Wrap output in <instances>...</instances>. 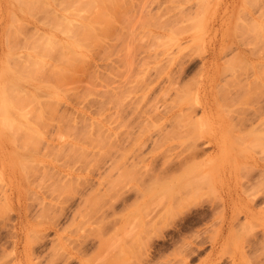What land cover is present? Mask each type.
<instances>
[{
  "label": "rangeland",
  "instance_id": "obj_1",
  "mask_svg": "<svg viewBox=\"0 0 264 264\" xmlns=\"http://www.w3.org/2000/svg\"><path fill=\"white\" fill-rule=\"evenodd\" d=\"M93 1L0 0V264H264V0Z\"/></svg>",
  "mask_w": 264,
  "mask_h": 264
},
{
  "label": "bare ground",
  "instance_id": "obj_2",
  "mask_svg": "<svg viewBox=\"0 0 264 264\" xmlns=\"http://www.w3.org/2000/svg\"><path fill=\"white\" fill-rule=\"evenodd\" d=\"M36 1L38 2V0H36ZM40 1H41V0H40ZM95 1H96V0H95ZM97 1H98V3H99L100 0H97ZM97 1H96V2H97ZM102 1H106V0H102ZM116 1H119V0H116ZM96 2H95V3H96ZM100 2H101V1H100ZM107 2H108V1H107ZM110 2H111V1H110ZM38 3H39V2H38ZM95 3H94V1H93V3L89 2V3H88V4H89L88 6L91 8V7L93 6L92 4H95ZM106 4H107V3H106ZM115 4H117V2H116ZM102 5H104V4H102ZM111 6H112V5H111ZM113 7H114V6H112V8H113ZM117 8H118V7H117ZM117 8H116V9H117ZM126 8H127V7H126ZM108 10H109V8H108ZM124 10H125V9H124ZM122 13H123V12H122ZM107 14H108V13H107ZM95 15H97V14H95ZM95 15H94V16H95ZM100 15H101V14H100ZM119 15H120V14H119ZM128 15H129V14H128ZM94 16H93V17H94ZM97 17H98V15H97ZM97 17H96V19H97ZM99 17H100V16H99ZM101 17H102V16H101ZM101 17H100V18H101ZM94 18H95V17H94ZM104 18H106V17L104 16ZM111 18H112V15H111ZM91 19H92V18H91ZM96 19H95V20H96ZM113 19H114V18H113ZM65 20H66V19H65ZM109 20H111V19H109ZM66 21H67V20H66ZM88 22L90 23V21H88ZM93 22H94V21H93ZM110 22H112V21H110ZM115 22H116V21H115ZM66 23H67V22H66ZM106 23H107V22H106ZM108 24H109V23H108ZM88 26H89V25H87V27H86V25H85V27H86L87 29L83 27V28L86 29V30H84L83 28H81V29H82V32H84V33H86V34H87V33L91 34V33H90L91 31L89 32L90 27H88ZM106 26H107V25H106ZM88 28H89V29H88ZM91 29H92V28H91ZM91 29H90V30H91ZM85 31H86V32H85ZM103 31H104V30H103ZM37 32H38V31H37ZM77 32H78V33H82L81 30H80V31H77ZM92 32H94V31H92ZM107 32H108V31H107ZM82 34H83V33H82ZM89 34H87V35H89ZM91 35H92V34H91ZM91 35H90V36H91ZM36 37H37V36H36ZM40 39H41V37H40ZM74 39H75V38H74ZM72 40H73V39H72ZM75 42H76V43H77V42H78V43H81L80 41L77 40V38H76V41L74 40V45L76 44ZM70 43H71V42H70ZM64 44H65V43H64ZM77 45H79V44H77ZM80 45H81V44H80ZM67 46H68V45H67ZM79 48H80V47H79ZM68 49H69V48H68ZM69 50H70V49H69ZM71 50H72V48H71ZM73 50H74V48H73ZM73 50H72V51H73ZM89 50H90V49H89ZM72 51L69 52V54L71 53V55L75 57V58H73V59H76L77 56L79 57V55H78L77 53L72 52ZM91 52H92V51H91ZM34 53H35V52H34ZM72 53H73L74 55H73ZM76 54H77V55H76ZM25 55H26V54H25ZM30 55H31V54H30ZM30 55H28V57H29ZM75 55H76V56H75ZM26 56H27V55H26ZM31 56H32V55H31ZM31 56H30L29 58H33V57H31ZM72 56H71V57H72ZM28 57H26V58H28ZM34 59H35V58H34ZM73 59H72V61H73ZM25 60H26V59H25ZM35 60H37V59H35ZM35 60H34V61H35ZM81 60H82V59H81ZM85 60H86V59H85ZM34 61H33V62H34ZM38 61H39V60H38ZM76 61H77V60H76ZM35 62H36V61H35ZM81 62H82V61H81ZM71 63H73V62H71ZM71 63H70V64H71ZM25 65H26V64H25ZM35 68H36V67H35ZM72 77H73V76H72ZM99 126H100V125H99ZM109 134H110V133H109Z\"/></svg>",
  "mask_w": 264,
  "mask_h": 264
}]
</instances>
